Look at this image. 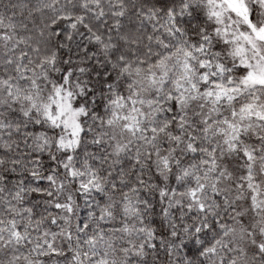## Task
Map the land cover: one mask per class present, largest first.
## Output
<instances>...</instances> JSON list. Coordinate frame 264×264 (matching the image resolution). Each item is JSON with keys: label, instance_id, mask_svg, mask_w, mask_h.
Returning <instances> with one entry per match:
<instances>
[{"label": "snow or ice", "instance_id": "obj_1", "mask_svg": "<svg viewBox=\"0 0 264 264\" xmlns=\"http://www.w3.org/2000/svg\"><path fill=\"white\" fill-rule=\"evenodd\" d=\"M0 264H264V0H0Z\"/></svg>", "mask_w": 264, "mask_h": 264}]
</instances>
